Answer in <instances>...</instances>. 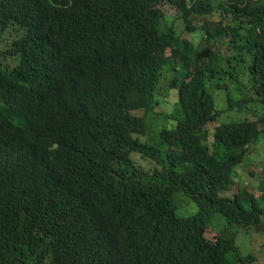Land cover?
I'll list each match as a JSON object with an SVG mask.
<instances>
[{"label": "trees", "instance_id": "1", "mask_svg": "<svg viewBox=\"0 0 264 264\" xmlns=\"http://www.w3.org/2000/svg\"><path fill=\"white\" fill-rule=\"evenodd\" d=\"M262 140L264 0H0V264H256Z\"/></svg>", "mask_w": 264, "mask_h": 264}, {"label": "rangeland", "instance_id": "2", "mask_svg": "<svg viewBox=\"0 0 264 264\" xmlns=\"http://www.w3.org/2000/svg\"><path fill=\"white\" fill-rule=\"evenodd\" d=\"M163 11H164L168 21L173 22L174 25L177 22V30L180 29V31L183 32L182 30L184 29V25H182V23L180 21H178L177 7L175 5L169 3V2H166L163 6ZM14 35L18 36V33L16 31H14L12 35H9L11 40H12V37ZM184 38H190V34L185 33ZM190 39H193V38L191 37ZM194 40H196L197 45H200L202 43V40L198 36L197 37L195 36ZM170 77H171V74L169 72H165V75L163 77V84H166L168 82V79H170ZM211 94L215 98V101H216L218 108H220V109H222L224 107L227 108L229 96L227 95L228 92L226 90L213 89V90H211ZM235 96H236V93L231 94V98H234ZM252 109L256 110V111L260 110V108L258 106H254V108H252ZM249 110L250 109H248V110L244 109V111L241 114L237 113V111H235V112L231 111L229 113L223 114V116L220 119V123L219 122L213 123V124L209 125L208 128H210L211 131H214V129L218 125H220L221 123L237 121V120H239V117L242 118L244 115L249 114ZM171 111H168V109H164L162 111L160 110V112H164V114L171 113ZM157 123L161 124L162 121H158ZM259 145H262L263 147L258 146L259 148H256L255 150H253L252 154L249 155L247 160H246V163H253L255 161V163L253 165L250 164L251 167L253 168L252 170L255 173L260 170V165L262 164V162H260V159L264 157V151L263 152L261 151L264 148V140H262ZM136 159L146 169H152L154 167L149 161L144 160L139 156H137ZM244 173L247 174V172L245 171V169L242 166L237 168L236 175L234 176L235 183L238 185H241V186H246V187L248 185H251L253 188H255L257 181H255L254 178H251L248 174H247L248 175L247 176ZM247 183H249V184L247 185ZM236 193H237V187L233 188V190L229 193V195H233ZM175 199H176V205H177V215L179 217H189V216H192L198 212V208H197L196 204L193 201H191L189 198H187L185 195L177 194ZM213 223H215V224L213 225L212 228H210L208 230L206 236L208 239L215 240V238L217 236V231H219V232L222 231L221 229H223V227H224V229H227L225 227V226H227V224H226L225 219L223 217H221L220 215H217L215 217V220H213ZM248 241H249V237L245 234L239 236V238L237 240L238 245L241 249H243L242 246H244L243 244H245L247 247L251 248L252 251L254 250L257 253L261 252L260 253V261L257 262L256 264H264V249H263L264 248V235H263V233L262 234H259V233L254 234L253 244H252V242H250L248 244Z\"/></svg>", "mask_w": 264, "mask_h": 264}, {"label": "clouds", "instance_id": "3", "mask_svg": "<svg viewBox=\"0 0 264 264\" xmlns=\"http://www.w3.org/2000/svg\"><path fill=\"white\" fill-rule=\"evenodd\" d=\"M186 3H187V5L190 7V6H192V5H193V3H194V0H192V2H191V3H189V2L186 0Z\"/></svg>", "mask_w": 264, "mask_h": 264}, {"label": "built area", "instance_id": "4", "mask_svg": "<svg viewBox=\"0 0 264 264\" xmlns=\"http://www.w3.org/2000/svg\"><path fill=\"white\" fill-rule=\"evenodd\" d=\"M189 3H191L192 2V0H187Z\"/></svg>", "mask_w": 264, "mask_h": 264}]
</instances>
